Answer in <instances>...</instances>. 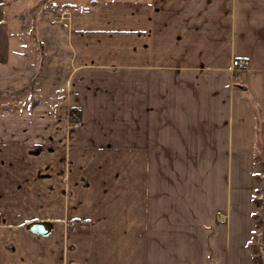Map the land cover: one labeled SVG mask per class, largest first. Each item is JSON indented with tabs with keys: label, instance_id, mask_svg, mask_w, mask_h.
Returning <instances> with one entry per match:
<instances>
[{
	"label": "crops",
	"instance_id": "0c3cea01",
	"mask_svg": "<svg viewBox=\"0 0 264 264\" xmlns=\"http://www.w3.org/2000/svg\"><path fill=\"white\" fill-rule=\"evenodd\" d=\"M19 1L0 0V67L63 74L0 110V264H255L264 0H30L36 28Z\"/></svg>",
	"mask_w": 264,
	"mask_h": 264
},
{
	"label": "rangeland",
	"instance_id": "374dc122",
	"mask_svg": "<svg viewBox=\"0 0 264 264\" xmlns=\"http://www.w3.org/2000/svg\"><path fill=\"white\" fill-rule=\"evenodd\" d=\"M37 1H30V0H20V5L14 6L15 11L21 14L22 19H26L28 21H25L26 27L28 26H34L36 28L37 22L33 21L36 20V14H33V12H36V10L41 9L42 2L40 4L36 3ZM18 3V4H19ZM44 10H49L50 12H56V2L54 0L46 1V3L43 5ZM30 14H33L30 17ZM18 18V17H17ZM28 18V19H27ZM16 19V18H15ZM17 20V19H16ZM38 54L36 53H30L26 55L25 59L27 62L25 63V60L22 61L21 55H12V61L9 62L6 65H1L0 67V110H3L5 108H24L28 105H31V107H34L38 101L45 95V99H47V95L50 97L53 92H58V87L53 88L50 84L53 83V79H55V76L62 75L63 71L61 68V65L58 64L56 61L54 62H46L47 58L43 59L42 62H39ZM44 58V57H43ZM31 59V60H30ZM58 101L56 100L55 108L57 110H63L68 111V116L71 119V127L72 122L74 119L80 120V125L76 128L77 129L82 125V120L79 115V113L71 106L68 105L65 99H63V94L60 92L57 94ZM51 98H53L51 96ZM77 116V117H76ZM261 171L258 172V181H257V205L261 206L258 208L256 212H258V215L256 216V225L255 229L257 230L259 227L262 226V223H264V166L261 167ZM188 189L190 191L195 192L193 189H195V184L193 182H190L188 185ZM223 216V215H222ZM219 218V216H218ZM71 222L72 227H70L73 231L79 230L83 228H87V224L85 223L86 220H82V222L76 221L78 224V228L75 227V220L68 221ZM73 222V223H72ZM90 222V221H89ZM88 222V223H89ZM254 229V230H255ZM264 235V232H263ZM255 236V238H254ZM257 234L255 235V232L253 234V245H254V251L257 253ZM257 255V254H256ZM259 258V256H258ZM256 261V259H255ZM260 264V263H259Z\"/></svg>",
	"mask_w": 264,
	"mask_h": 264
},
{
	"label": "built area",
	"instance_id": "2783aa9c",
	"mask_svg": "<svg viewBox=\"0 0 264 264\" xmlns=\"http://www.w3.org/2000/svg\"><path fill=\"white\" fill-rule=\"evenodd\" d=\"M233 66H234V80H239L240 77L242 76V73L247 70L249 66V61L247 59H243L240 57H237L233 60ZM77 117V116H76ZM80 125V120L79 119H74L72 122V128H76L77 126ZM255 235L257 234V253L254 251V256H255V264H264V223H262V226L259 227L257 230H254ZM255 238V236H254ZM257 254V255H256ZM259 256V258H258Z\"/></svg>",
	"mask_w": 264,
	"mask_h": 264
},
{
	"label": "water",
	"instance_id": "95a60500",
	"mask_svg": "<svg viewBox=\"0 0 264 264\" xmlns=\"http://www.w3.org/2000/svg\"><path fill=\"white\" fill-rule=\"evenodd\" d=\"M28 227L40 234H48L52 229V223L48 221H33L29 223Z\"/></svg>",
	"mask_w": 264,
	"mask_h": 264
},
{
	"label": "trees",
	"instance_id": "16d2710c",
	"mask_svg": "<svg viewBox=\"0 0 264 264\" xmlns=\"http://www.w3.org/2000/svg\"><path fill=\"white\" fill-rule=\"evenodd\" d=\"M73 110L77 111L79 113V110L77 108H73Z\"/></svg>",
	"mask_w": 264,
	"mask_h": 264
}]
</instances>
